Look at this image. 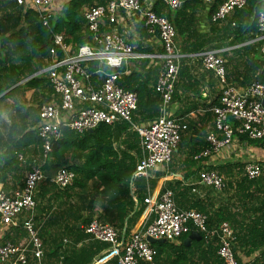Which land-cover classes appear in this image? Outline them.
I'll return each mask as SVG.
<instances>
[{"label": "trees", "instance_id": "trees-1", "mask_svg": "<svg viewBox=\"0 0 264 264\" xmlns=\"http://www.w3.org/2000/svg\"><path fill=\"white\" fill-rule=\"evenodd\" d=\"M105 1L64 0L59 10L48 18V25H43L32 9H22L13 2L0 0V119L1 112L6 110L10 120L5 138L0 132V182L3 183L6 173L11 172V177H15L20 185L23 179L20 177L21 170L30 167L33 157L40 159L37 107L54 95L45 73L36 72L45 66L51 34L60 33L69 52H72L78 44L91 39L82 16V7ZM220 1L204 3L202 0H182L174 10L161 0L151 2L150 8L156 14L171 21L180 51L185 54L179 58L178 82L182 83L184 78L190 77L192 64L187 54L205 48L219 49L224 43L219 42V37H228L227 43L234 44L249 40L258 32L255 16L264 9V0H246L241 8L231 12L226 24L223 23L225 19L219 22L210 20ZM205 4L208 5L206 15L209 26L206 32H199L198 15ZM138 25L139 34H144L141 19ZM260 44V40H254L238 47L243 56V68L237 74V79L243 86L251 81H259L264 86V59L256 57ZM219 54L223 57L224 51H219ZM60 55V51H57V56ZM230 59L232 57L227 61ZM224 66L226 71V60ZM95 68L94 61L87 64L88 71L98 83L99 75ZM100 68L106 69L104 66ZM134 75L130 72L121 76L118 83L136 95L131 123L144 124L157 114L159 96L144 79L130 83ZM226 76L230 78L227 71ZM177 84L172 97L176 96ZM27 90L31 91L28 99L24 94ZM7 99L10 101L7 102ZM0 126H4V123ZM237 135L240 140L250 139L244 134ZM250 140L260 143L257 139ZM26 146H30L29 153H25ZM139 152L138 133L131 128L129 121L121 119L109 124L99 123L91 131L82 132L60 126L59 136L50 141V149L40 166L45 171L65 166L74 172V178L69 185L58 187L47 176L36 185L33 195V220H42L38 229L42 244L45 242L48 245L46 238H43L46 225H57L56 241L48 240L50 249H43V256L54 258V263L50 264H88L94 254L107 247L105 242L91 238L85 231L90 219L111 224L118 233L123 231L124 237L128 224L135 221L141 211L145 213L146 204L142 198L148 188V180L142 176L132 177ZM19 153L22 158L18 157ZM194 153L190 151L186 156L192 157ZM243 162L208 167L223 176V186L219 192L224 195L220 197L216 209L204 213L208 226H216L221 221L229 224L235 234L233 254L239 264H264V166L258 176L248 178L242 173ZM170 185L168 181L166 186ZM134 201H137L138 207L130 214ZM190 231L178 237V243L172 246L173 256L165 260L166 264H223L216 253L215 238L204 242L200 237L184 244V238ZM62 237L67 239L65 245L62 244ZM77 242L82 243L74 246ZM160 244L152 242L158 264ZM244 247L247 249L243 252L260 248L258 257L242 263L236 251ZM27 260L28 264H34L32 257L28 256Z\"/></svg>", "mask_w": 264, "mask_h": 264}, {"label": "built area", "instance_id": "built-area-1", "mask_svg": "<svg viewBox=\"0 0 264 264\" xmlns=\"http://www.w3.org/2000/svg\"><path fill=\"white\" fill-rule=\"evenodd\" d=\"M8 1L32 9L43 25H48V18L54 15L51 9L55 0ZM161 1L169 9H175L181 3V0ZM245 1L221 0L210 19L223 21L234 9L241 8ZM119 7L130 15L136 14L144 30L157 36L161 46L162 62L152 85L159 96L158 112L146 124L131 123L136 95L118 83V68L138 54L125 36L113 29L102 28L105 21L112 23L116 20ZM82 16L91 35L90 41L78 44L69 52L61 34L52 33L51 45L45 57L46 65L38 71L45 73L54 96L37 107L36 131L41 140L40 159L32 158L20 185L10 191L0 188V224H15L16 218L21 216L20 226L26 233L21 243L10 240L0 243V263L28 264L27 257L30 256L34 264H42V241L33 220V195L36 185L47 177L40 164L47 156L50 141L59 136L61 125L82 132L99 123L109 124L121 119L129 121L131 128L138 133L140 147L132 177L142 176L145 179L152 167L170 161L181 133L187 126L185 121L172 116L167 109L173 83L177 79L180 57L175 49V30L171 21L156 14L143 0H106L84 7ZM255 22L258 32L254 40L261 41L259 53L264 59V9L258 11ZM57 51H60V56H57ZM219 51L205 48L194 54L204 69L214 73L219 84L218 102L210 107L213 130L206 134L203 148L193 154L195 159L210 156L237 134L257 139L264 147V86L259 81H251L237 89L226 76L225 60ZM91 61L96 63L98 83L87 69ZM75 105H78L77 109H74ZM18 157L22 158V155L19 153ZM262 166L263 163L255 159H246L242 173L248 178L256 177L261 173ZM73 178L74 172L65 166L55 167L48 176L58 187L69 185ZM198 180L215 190L223 186V176L208 167L198 171ZM142 202L146 204L142 221L125 238L109 223L96 218L87 222L85 231L89 236L107 244L101 253L92 258L90 264H158L155 262L156 249L146 240V236L173 241L190 229L196 230L204 242L216 239V253L223 264H239L233 254L235 234L226 221L208 226L205 213L195 208L177 207L172 190L168 187L162 188L156 196L147 190ZM66 241L65 237L62 238L63 243Z\"/></svg>", "mask_w": 264, "mask_h": 264}, {"label": "crops", "instance_id": "crops-1", "mask_svg": "<svg viewBox=\"0 0 264 264\" xmlns=\"http://www.w3.org/2000/svg\"><path fill=\"white\" fill-rule=\"evenodd\" d=\"M63 1L64 0H55L53 2L51 9L53 14L59 10V7ZM143 1L150 5L153 0ZM202 1L206 3L204 0ZM87 6H83L81 12L83 8ZM207 6L208 5L205 4L198 15L197 30L199 32H206L208 30L209 21L206 15ZM21 8L26 9L22 6ZM230 18L231 13L225 18L223 23L226 24ZM138 20L139 19L136 14L130 15L123 8L119 7L117 8L116 20L112 23L105 21L102 28L107 30L113 29L125 36L128 42L132 45L133 50L138 54L136 57L127 59L122 64V66L118 68V71L120 72L119 78L121 76H126L130 72H133L135 75L130 79V83L135 84V82L141 78L144 79L149 85H153L156 74L158 73L162 62L160 58L161 46L157 36L149 34L145 30L144 34H139ZM228 40V37H219V42L222 41L224 43L218 50L224 51L223 57L226 60V71L228 74H230V78L228 77L230 79V83L237 89H240L243 87V84H239L237 74L242 72L243 56L241 51L238 50V47L239 45L249 42L250 39L234 44H228ZM252 41H254V37L251 38V42ZM174 45L175 49L180 54V57L185 55L180 51L179 42L176 36H174ZM194 54H187L189 61L192 64L190 68V77L184 78L182 83L181 81L178 82L179 76L177 72V79L173 83V90L175 84L178 83L176 86V96L171 97L167 108L168 112L172 116L185 121L187 125L186 129L181 133L176 148L172 152L170 161L164 164H157L152 167L149 170L146 179L148 180L147 190L152 196L158 195L162 188L168 187L172 189V195H174L173 199L177 207L182 209L195 208L193 205H196L200 210L196 208L195 209L204 213V211L209 212L216 209L219 206V199L224 195V193L219 192V190H215L210 186L202 184L198 180V171L204 167H211L212 165L234 164L239 161H245L246 159L258 160L262 162L264 166V147L255 140H240L238 135H234L227 144L220 146L217 151L213 152L210 156H202L199 159L193 158V155L192 157L186 156V153L190 151H195V153H197L205 145L206 134L213 130L212 113L210 107L218 102L219 96V84L216 76L212 71L204 69L200 63V59ZM249 54L252 55L251 52ZM229 57H232V59L227 61ZM256 57H259V59L263 58L259 52L256 53ZM20 82L21 81H18L17 83ZM30 92V90H27L24 93L27 99L30 96ZM6 101L9 102L10 100L7 99ZM77 108L78 105H75L74 109ZM0 122L1 124L4 123V126H0V132L2 137L5 138L6 126L10 123L9 118L6 116V110L1 112ZM146 123H148V121ZM25 150V153H29L30 146H26ZM26 170V168L21 170V179L24 176ZM43 171L45 175L49 176L53 170L48 169ZM232 172H236V170H232ZM168 181L171 184L170 186H166ZM18 185L17 179H15V177H11V172L6 173L3 183L0 182V188L4 191H10ZM131 192L133 193L132 188ZM135 198L136 197H134V199ZM137 207V201H134L133 210L130 214H132L137 209ZM97 209L99 210V207ZM143 213L144 210L141 211L135 221L128 224V229L124 237L123 231L120 232L123 238L127 237L129 232L136 229L140 225L143 218ZM20 217L21 216H18L16 218L17 222L15 221V224H0V243L5 240H10L14 243H21L25 240L26 233L20 226ZM41 222L42 220H34L35 227L37 229H40L39 227ZM56 235L57 225H49L48 227L46 225L44 228L43 238H46L48 245L45 242L42 244V248L44 250L50 249V242L51 240L56 241ZM82 242H77L74 246H79ZM66 243L62 242L64 245ZM160 243L161 244L158 247L160 264H166L167 259L173 256L172 246L176 245L178 242L164 241ZM246 249L247 248L244 247L236 251V256L242 263L246 262V260L252 261L258 257V253L260 251V248H256L250 249L247 252H243V250ZM102 250L104 249H100L96 254L93 255L92 258L101 253ZM44 256L42 257V264L54 263V258ZM92 258L88 264L91 263Z\"/></svg>", "mask_w": 264, "mask_h": 264}, {"label": "water", "instance_id": "water-1", "mask_svg": "<svg viewBox=\"0 0 264 264\" xmlns=\"http://www.w3.org/2000/svg\"><path fill=\"white\" fill-rule=\"evenodd\" d=\"M87 130L91 131V128H89ZM77 226H79V225H77ZM199 238H200L199 233L196 230H191L189 232V234L184 238L183 243L187 245L191 239H199ZM146 240L149 241L150 243H152V242L164 241V238H154V237L146 236Z\"/></svg>", "mask_w": 264, "mask_h": 264}, {"label": "rangeland", "instance_id": "rangeland-1", "mask_svg": "<svg viewBox=\"0 0 264 264\" xmlns=\"http://www.w3.org/2000/svg\"><path fill=\"white\" fill-rule=\"evenodd\" d=\"M45 65H46V62H45ZM44 73V72H43ZM175 241H179V239L178 238H175L172 242H175Z\"/></svg>", "mask_w": 264, "mask_h": 264}]
</instances>
